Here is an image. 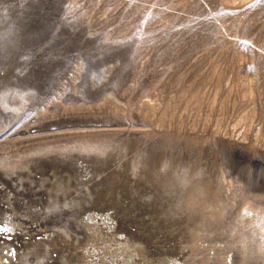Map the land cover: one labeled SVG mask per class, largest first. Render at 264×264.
<instances>
[{"label": "rangeland", "instance_id": "rangeland-1", "mask_svg": "<svg viewBox=\"0 0 264 264\" xmlns=\"http://www.w3.org/2000/svg\"><path fill=\"white\" fill-rule=\"evenodd\" d=\"M0 264H264V0H0Z\"/></svg>", "mask_w": 264, "mask_h": 264}]
</instances>
